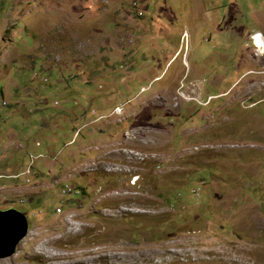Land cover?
I'll list each match as a JSON object with an SVG mask.
<instances>
[{"label": "rangeland", "instance_id": "1", "mask_svg": "<svg viewBox=\"0 0 264 264\" xmlns=\"http://www.w3.org/2000/svg\"><path fill=\"white\" fill-rule=\"evenodd\" d=\"M257 11L0 0V264H264Z\"/></svg>", "mask_w": 264, "mask_h": 264}, {"label": "water", "instance_id": "2", "mask_svg": "<svg viewBox=\"0 0 264 264\" xmlns=\"http://www.w3.org/2000/svg\"><path fill=\"white\" fill-rule=\"evenodd\" d=\"M29 232V220L21 210L0 209V259L13 255Z\"/></svg>", "mask_w": 264, "mask_h": 264}, {"label": "bare ground", "instance_id": "3", "mask_svg": "<svg viewBox=\"0 0 264 264\" xmlns=\"http://www.w3.org/2000/svg\"><path fill=\"white\" fill-rule=\"evenodd\" d=\"M256 44H257V47H258V52L264 54V37L263 36H262V38L258 37L257 40H256L255 45ZM118 108H117V111L119 112Z\"/></svg>", "mask_w": 264, "mask_h": 264}, {"label": "crops", "instance_id": "4", "mask_svg": "<svg viewBox=\"0 0 264 264\" xmlns=\"http://www.w3.org/2000/svg\"><path fill=\"white\" fill-rule=\"evenodd\" d=\"M253 17L258 23L264 24V11H257L254 13ZM264 31H262V34ZM264 35V34H263Z\"/></svg>", "mask_w": 264, "mask_h": 264}, {"label": "built area", "instance_id": "5", "mask_svg": "<svg viewBox=\"0 0 264 264\" xmlns=\"http://www.w3.org/2000/svg\"><path fill=\"white\" fill-rule=\"evenodd\" d=\"M261 36H262V34H261L260 32H256V33H254V34L251 35L252 40H253L255 43H256L257 38H258V37L260 38ZM1 104H2L3 106H6V105L9 104V102H8L6 99H2Z\"/></svg>", "mask_w": 264, "mask_h": 264}, {"label": "clouds", "instance_id": "6", "mask_svg": "<svg viewBox=\"0 0 264 264\" xmlns=\"http://www.w3.org/2000/svg\"><path fill=\"white\" fill-rule=\"evenodd\" d=\"M256 32H260L261 34H262V32L261 31H256ZM256 32H254V33H256ZM254 33H252V34H254ZM251 34V35H252ZM262 36H263V34H262ZM262 36L260 37V38H262ZM264 37V36H263ZM250 38H251V40H252V37L250 36ZM252 42H253V44H255V42L252 40ZM117 107H120V106H117ZM117 107L115 108V112L117 111ZM122 110V109H121ZM121 110L119 111V112H121ZM118 112V111H117ZM118 112V113H119Z\"/></svg>", "mask_w": 264, "mask_h": 264}, {"label": "trees", "instance_id": "7", "mask_svg": "<svg viewBox=\"0 0 264 264\" xmlns=\"http://www.w3.org/2000/svg\"><path fill=\"white\" fill-rule=\"evenodd\" d=\"M83 190H84V188H83Z\"/></svg>", "mask_w": 264, "mask_h": 264}, {"label": "flooded vegetation", "instance_id": "8", "mask_svg": "<svg viewBox=\"0 0 264 264\" xmlns=\"http://www.w3.org/2000/svg\"><path fill=\"white\" fill-rule=\"evenodd\" d=\"M118 108V107H117Z\"/></svg>", "mask_w": 264, "mask_h": 264}]
</instances>
